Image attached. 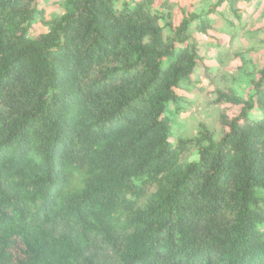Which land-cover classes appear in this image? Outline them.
<instances>
[{"label":"trees","instance_id":"obj_1","mask_svg":"<svg viewBox=\"0 0 264 264\" xmlns=\"http://www.w3.org/2000/svg\"><path fill=\"white\" fill-rule=\"evenodd\" d=\"M49 1L0 0V264H264V67L244 99L191 37L255 0L176 27L169 0H62L30 36ZM195 75L239 108L218 140L175 131Z\"/></svg>","mask_w":264,"mask_h":264},{"label":"rangeland","instance_id":"obj_2","mask_svg":"<svg viewBox=\"0 0 264 264\" xmlns=\"http://www.w3.org/2000/svg\"><path fill=\"white\" fill-rule=\"evenodd\" d=\"M51 1L50 4L49 2L46 4L45 11L43 10L42 17L44 22L39 21L30 31V36L36 37L37 35L46 33V22L50 20L54 12H60L59 3L62 0ZM187 2L188 0H186V3ZM161 5V2L157 0L153 8L158 11ZM204 9H206V6L205 8H202V10ZM172 10L173 8L171 6L165 8L163 17L169 12L172 15ZM173 15L177 17L178 12ZM253 15L254 14L251 16ZM258 15H255L254 18H252L250 25H253V27L246 31H244L245 28H247L246 26H235L234 34H238V38H234L227 50L224 49L220 52L219 57L222 59L221 62L216 59V56H213L214 54L212 55L214 58L212 56L207 58V62H210V65L212 64L211 67L223 75L222 79H216V84H223L232 87L235 86L238 93L244 99L250 97L252 83L257 78V76H255L256 69L258 70L264 67V12H261L260 15ZM162 20L161 23L163 24L169 22L171 19L167 17ZM237 55L242 56L246 60L244 71L241 70L242 64ZM195 76L199 77L201 75ZM200 82V86L206 87L205 90L199 91L197 90V87L195 88L192 85L185 88L182 86L177 90V94L182 93L183 95L185 92L183 100L185 105L181 106L182 111L176 118V125L178 124V127L175 131L179 132L186 138H193L196 136L199 125L202 124L207 128L213 139L218 140L221 135L219 116L222 113H226L228 116L232 117L238 114L239 108L231 107L227 104L214 105L212 102L213 93L210 89L212 86H209L208 80L204 79L202 76L200 77ZM171 114H173V112H171ZM171 140L173 141L176 139L173 137Z\"/></svg>","mask_w":264,"mask_h":264},{"label":"crops","instance_id":"obj_3","mask_svg":"<svg viewBox=\"0 0 264 264\" xmlns=\"http://www.w3.org/2000/svg\"><path fill=\"white\" fill-rule=\"evenodd\" d=\"M160 1V0H159ZM259 1V7L255 8V3ZM52 1H49V4ZM161 2V1H160ZM215 2V0H188V2L186 3V0H169V4L173 6V10H172V23L173 26H178L179 23L182 20V11H184L185 13H198L200 11H202V8H205V6L207 7V5L213 4ZM237 9L240 11L241 13V24L239 23H235V26H239V25H243L246 26L247 28H245L244 31L250 29L253 27V25H250V23L252 22V18H254L255 15H260L261 12L264 11V0H255L251 3H237ZM175 11V12H174ZM246 11V12H244ZM176 14L178 12V16H174V13ZM252 14H254L253 16H251ZM258 15V16H259ZM235 26H233V28H235ZM192 40L196 41L199 45V56L201 57L203 64L206 68L210 69V71L216 72V69H213L210 65V62H207V58H209L210 56L215 57L216 59L217 57H219L220 52L224 49L227 50V48L230 47L231 42L234 40V38H238V34H234L233 36L230 37L229 35L223 34L220 31H208L205 35L199 34V33H192L191 35ZM207 50V51H206ZM212 56V57H213ZM213 57V58H214ZM220 58V57H219ZM215 59V60H216ZM213 62H215L214 60H212ZM211 62V63H213ZM210 88V87H209ZM206 89V87H205ZM212 91L214 88H210ZM211 91V92H212ZM177 93V92H176ZM185 92L181 94H178L179 96L184 97Z\"/></svg>","mask_w":264,"mask_h":264}]
</instances>
